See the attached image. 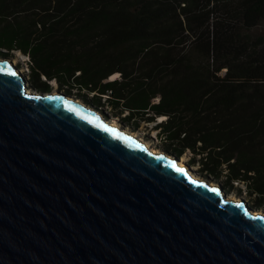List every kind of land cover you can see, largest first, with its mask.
<instances>
[{
    "label": "water",
    "instance_id": "obj_1",
    "mask_svg": "<svg viewBox=\"0 0 264 264\" xmlns=\"http://www.w3.org/2000/svg\"><path fill=\"white\" fill-rule=\"evenodd\" d=\"M11 61L0 59V264H264L261 208L80 98L28 93Z\"/></svg>",
    "mask_w": 264,
    "mask_h": 264
},
{
    "label": "trees",
    "instance_id": "obj_2",
    "mask_svg": "<svg viewBox=\"0 0 264 264\" xmlns=\"http://www.w3.org/2000/svg\"><path fill=\"white\" fill-rule=\"evenodd\" d=\"M261 26L264 0H0V56H27L38 90L56 82L156 123L166 151L262 208Z\"/></svg>",
    "mask_w": 264,
    "mask_h": 264
},
{
    "label": "rangeland",
    "instance_id": "obj_3",
    "mask_svg": "<svg viewBox=\"0 0 264 264\" xmlns=\"http://www.w3.org/2000/svg\"><path fill=\"white\" fill-rule=\"evenodd\" d=\"M264 31V26H261L260 30H259V33H263ZM17 58L18 60V65L17 67L19 68V70H22V69H25V74L24 72L21 73L22 76L25 77V80H26V83H29L30 85V89L33 90V91H37L38 89L32 84L31 82V79H30V75L29 74V69H28V66H27V57L21 55L20 53H14L13 55V58ZM4 58L3 56H0V59ZM14 66V65H13ZM53 82H49L48 83V88L46 89H42L41 91H45V92H50L54 89V87L58 89L59 86L58 84L56 83V85L54 86ZM61 90V89H60ZM63 91L64 93H68L69 95L73 96V97H76V98H80L81 100H83L82 102L85 104H90L92 105L93 107H97L98 106V109L95 108L96 110L100 111L103 115H105L107 118H110L113 120V122H116L120 125H123V127H125L126 129L130 130L131 132L134 131L140 135V138L144 139L146 142L148 143H151L152 142V149L153 150H165V148L163 147V144L158 140H156L155 136H156V132L153 131V127L156 123H141V125H136V122L135 123H130V124H127L125 122L122 121V117L120 116H116L115 114H113V112L108 108V106L106 105H100L99 103H93V94L92 93H88L86 91H78L77 89H72L70 90L71 92L69 93L68 92V89L65 88V90H61ZM58 92V91H57ZM105 101V99L102 100V103ZM95 105V106H94ZM114 115V116H113ZM126 113L123 115L125 116ZM155 133V134H154ZM152 138H154L153 140H151ZM156 146H153L155 145ZM172 154V153H171ZM190 159H191V156L189 159H187V162L188 163V160L190 162ZM198 169V168H197ZM198 173L200 174L201 172L198 171ZM202 176H206L205 173H201ZM207 179H210L211 181H215V182H219L221 185H223V182H224V179H215L213 177H211L210 175H207ZM235 185V188H231V187H225L224 186V189H226L227 191V194L228 195H234L235 197H240V196H243V197H247V199L250 201V204L254 207V208H259L255 205V203L253 202L252 198H250L247 194V191H246V188L244 185H239L238 182H235L234 183ZM264 206H262L261 209H263Z\"/></svg>",
    "mask_w": 264,
    "mask_h": 264
},
{
    "label": "bare ground",
    "instance_id": "obj_4",
    "mask_svg": "<svg viewBox=\"0 0 264 264\" xmlns=\"http://www.w3.org/2000/svg\"><path fill=\"white\" fill-rule=\"evenodd\" d=\"M18 53H20V52H18ZM21 54V53H20ZM22 55V54H21ZM23 56H25V55H23ZM25 57H27V56H25ZM28 58V57H27ZM11 64H13L14 66H17L18 65V60H17V58L15 57V58H13V61H11ZM20 72L21 73H23L24 72V74H25V69H22V70H20ZM20 73V74H21ZM53 83H55V84H53L54 86L56 85V82H53ZM27 84V89H28V93H31L33 90H31L30 89V85H29V83H26ZM54 92H56L57 93V88L56 87H54ZM79 102V101H78ZM163 119H165V117H160V120H159V122L160 121H162ZM116 125L118 124V123H116V122H114ZM154 131V130H153ZM132 132H134V131H132ZM135 136H138V135H140V134H138V133H136V132H134L133 133ZM155 134V133H154ZM147 144H148V146L149 147H152V142L151 143H148L147 142ZM154 151H156L157 153H159V151L158 150H154ZM190 157H189V155L188 154H184L183 156H181L180 158H178V161H179V163H181V166L182 165H185L186 164V162H187V159H189ZM192 170L194 171V170H196L197 171V167L195 166V167H193L192 168ZM230 197H232L233 199H235V200H237V199H241V198H237V197H235L234 195H230ZM256 213L255 214H260V213H262V214H264V210L263 209H257L256 211H255Z\"/></svg>",
    "mask_w": 264,
    "mask_h": 264
},
{
    "label": "clouds",
    "instance_id": "obj_5",
    "mask_svg": "<svg viewBox=\"0 0 264 264\" xmlns=\"http://www.w3.org/2000/svg\"><path fill=\"white\" fill-rule=\"evenodd\" d=\"M155 137H156V136H155ZM155 139L158 140L157 137H156ZM188 164H190L189 160H188ZM190 165H191V164H190ZM191 166H192V165H191Z\"/></svg>",
    "mask_w": 264,
    "mask_h": 264
}]
</instances>
